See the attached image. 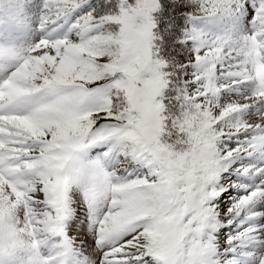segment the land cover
Segmentation results:
<instances>
[{
    "label": "snow or ice",
    "instance_id": "1",
    "mask_svg": "<svg viewBox=\"0 0 264 264\" xmlns=\"http://www.w3.org/2000/svg\"><path fill=\"white\" fill-rule=\"evenodd\" d=\"M0 264H264V0H0Z\"/></svg>",
    "mask_w": 264,
    "mask_h": 264
}]
</instances>
